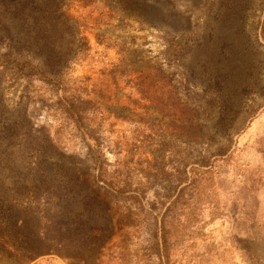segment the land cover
I'll return each mask as SVG.
<instances>
[{"label":"rangeland","instance_id":"1","mask_svg":"<svg viewBox=\"0 0 264 264\" xmlns=\"http://www.w3.org/2000/svg\"><path fill=\"white\" fill-rule=\"evenodd\" d=\"M152 1L169 33L105 0L0 1V62L7 44L65 54L67 85L98 102L109 177L143 196L139 207L98 187V237L41 264H264V0ZM11 65L0 177L21 182L29 140L88 163L54 90ZM175 185L186 201L161 229Z\"/></svg>","mask_w":264,"mask_h":264},{"label":"trees","instance_id":"2","mask_svg":"<svg viewBox=\"0 0 264 264\" xmlns=\"http://www.w3.org/2000/svg\"><path fill=\"white\" fill-rule=\"evenodd\" d=\"M14 1L20 3L21 0ZM58 1L46 0L45 5ZM152 2L105 0L106 5L121 12V21L123 16H131L169 33L167 13ZM2 56L5 62H0L1 66L12 64L11 67L22 70L30 80L41 81L54 90L58 107L72 121L75 133L81 137L88 150V163L79 166L75 157L65 155L51 139L47 143L37 141L35 144L29 140V146L23 150L25 158L21 161V167L24 169V178L21 182L9 183L0 177V261L5 260L7 264H41L42 261H50L55 255L83 251L86 249L85 238L98 237L92 235L100 219L97 210L103 207L95 192L98 187L113 197L127 193L125 197L130 203H137L139 207H142L143 196L137 195L136 188L130 189L125 184L121 186L109 177L101 123H95L90 117L99 107L98 102L83 97L78 91H72L67 85L65 68L70 65L65 54L53 51L30 53L15 50L14 46L7 44ZM125 67L123 73L128 72ZM190 119L188 116L187 121ZM7 165L0 164V168ZM186 185L189 186V183ZM169 186L168 190L172 188ZM174 188L176 185L171 194L174 197L169 200L160 218L161 229L167 223V212L180 209L186 201L183 196L185 187L179 188L177 193H174ZM165 197L169 199L168 194ZM153 207L152 203L151 210ZM72 232L75 237H72Z\"/></svg>","mask_w":264,"mask_h":264}]
</instances>
